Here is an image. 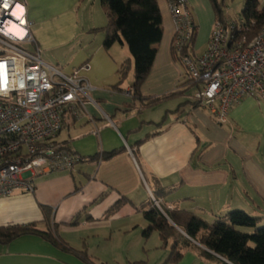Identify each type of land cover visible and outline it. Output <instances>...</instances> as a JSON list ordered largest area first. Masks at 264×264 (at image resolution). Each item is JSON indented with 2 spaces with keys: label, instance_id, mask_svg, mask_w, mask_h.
Instances as JSON below:
<instances>
[{
  "label": "crops",
  "instance_id": "1",
  "mask_svg": "<svg viewBox=\"0 0 264 264\" xmlns=\"http://www.w3.org/2000/svg\"><path fill=\"white\" fill-rule=\"evenodd\" d=\"M258 1L262 7L264 0ZM156 2L162 35L139 88L142 99L187 86L185 70L171 52L169 0ZM187 3L196 26L193 52L200 55L206 50L214 13L209 0ZM25 5L42 59L65 73L77 71L91 85L89 96L96 104L85 101L78 116L65 118L58 134V140L82 160L70 171L37 175L33 191L15 190L1 197L0 227L37 222L43 230L41 205L47 206L59 239L75 250H86L93 264H164L169 250L161 247L157 231L142 236L147 221L137 209L157 185L172 188L157 201L160 208L188 211L208 222L241 209L264 221L263 101L243 97L222 123L190 101L194 86L146 105L132 96V68L114 88L118 69L131 55L125 42L103 46L104 32L98 28L106 25L107 17L100 0H25ZM114 150L119 152L102 158ZM93 156L97 159L89 160ZM197 247L186 246L174 264H230L216 255L205 258ZM0 264L84 263L28 234L0 244Z\"/></svg>",
  "mask_w": 264,
  "mask_h": 264
},
{
  "label": "built area",
  "instance_id": "2",
  "mask_svg": "<svg viewBox=\"0 0 264 264\" xmlns=\"http://www.w3.org/2000/svg\"><path fill=\"white\" fill-rule=\"evenodd\" d=\"M172 46L185 77L195 87L190 101L225 122L228 110L245 96L264 102V25L257 35L233 40L231 31L249 25L230 18L214 21L206 50L193 52L195 23L187 0H169ZM235 21V22H234ZM25 0H0V198L33 191V178L70 171L82 157L58 140L67 116L93 99L91 85L77 71L65 73L42 59L30 32ZM96 104V103H95ZM154 204L158 202L150 194Z\"/></svg>",
  "mask_w": 264,
  "mask_h": 264
},
{
  "label": "trees",
  "instance_id": "3",
  "mask_svg": "<svg viewBox=\"0 0 264 264\" xmlns=\"http://www.w3.org/2000/svg\"><path fill=\"white\" fill-rule=\"evenodd\" d=\"M209 1L215 21L227 26L230 18L223 10L225 0ZM100 3L105 7L107 17L106 25L98 28L104 32L103 46L109 48L115 42H125L131 55L118 69V82L114 88L118 89V85L127 77L131 68L133 69L132 96L141 99L146 105H154L171 99L192 87L187 80L185 81L187 86L183 90L142 99L139 88L153 63L156 52L154 45L160 41L162 35L161 14L157 2L156 0H100ZM234 20L242 21L240 23L246 25H249L251 20L254 21L248 29L240 30L237 22L234 21L235 24L231 31L233 40L245 37L247 41H250L264 25V5L260 7L258 0H243L239 17ZM195 38L196 26L190 40L192 45ZM171 52L174 58L180 61V55L186 54V48L177 54L171 44ZM183 86H185L184 83ZM118 152V150L111 151L102 155V158L111 157ZM93 159H97V156L89 158V160ZM170 191L172 188L157 185L152 195L158 201ZM119 204L120 201L111 209H116ZM160 206L161 208L157 207L149 197L137 209L147 221L146 227L142 230V236L147 238L153 231H157L161 247L169 250L164 264L178 262L186 246L197 247L193 242L203 247V249L197 248L207 259H215L218 256L230 264H264V226H258L260 223L258 217L241 209H233L217 217L213 222H208L191 212ZM41 209L45 229H39L37 222L29 225L2 226L0 227V244H7L22 235H37L61 250L77 256L84 264H93L86 250H75L59 239L55 224H50L49 221L51 209L42 205ZM76 222L77 216L70 224L75 225ZM132 264H143V261Z\"/></svg>",
  "mask_w": 264,
  "mask_h": 264
},
{
  "label": "rangeland",
  "instance_id": "4",
  "mask_svg": "<svg viewBox=\"0 0 264 264\" xmlns=\"http://www.w3.org/2000/svg\"><path fill=\"white\" fill-rule=\"evenodd\" d=\"M243 5V0H225L224 1V13L227 14L230 18L236 19L239 17L240 10ZM195 42V40H194ZM195 47V45H194ZM181 64V62L179 61ZM258 226H264V221L262 220ZM246 230L247 228H242ZM249 230V229H248Z\"/></svg>",
  "mask_w": 264,
  "mask_h": 264
},
{
  "label": "snow or ice",
  "instance_id": "5",
  "mask_svg": "<svg viewBox=\"0 0 264 264\" xmlns=\"http://www.w3.org/2000/svg\"><path fill=\"white\" fill-rule=\"evenodd\" d=\"M4 4H5V6L7 7V0H4Z\"/></svg>",
  "mask_w": 264,
  "mask_h": 264
}]
</instances>
